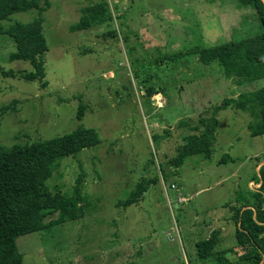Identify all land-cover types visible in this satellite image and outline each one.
I'll return each instance as SVG.
<instances>
[{
  "label": "rangeland",
  "instance_id": "374dc122",
  "mask_svg": "<svg viewBox=\"0 0 264 264\" xmlns=\"http://www.w3.org/2000/svg\"><path fill=\"white\" fill-rule=\"evenodd\" d=\"M99 1L48 0L41 14L48 46L45 88L0 75L2 145L52 138L79 124L96 129L101 139L76 158H62L44 184L52 194L69 195L83 172L84 214L61 223L56 211L38 217L41 226L16 239L23 264H188L195 243L215 229L221 231L217 250L234 247L232 215L255 200L264 134L251 136L248 112L227 107L216 113L209 158L191 155L178 168L170 159L200 117L225 98L263 87L264 78L239 85L216 62L160 58L259 32L254 9L235 0H106L112 21L71 31L81 9ZM36 17L31 9L0 24ZM113 29L116 36L107 35ZM14 51L12 39L0 34L1 68L30 71L29 62L9 60ZM159 93L160 107L154 99ZM12 100L15 109L2 110ZM80 101L86 108L78 122ZM144 181L137 203L118 204ZM237 255L226 256L233 264H249Z\"/></svg>",
  "mask_w": 264,
  "mask_h": 264
},
{
  "label": "trees",
  "instance_id": "16d2710c",
  "mask_svg": "<svg viewBox=\"0 0 264 264\" xmlns=\"http://www.w3.org/2000/svg\"><path fill=\"white\" fill-rule=\"evenodd\" d=\"M215 2L220 0H206ZM239 5L251 6L260 23V31L236 40L201 47L193 45L186 50L166 54L160 61H174L183 57L195 58L197 62L208 65L216 62L227 78L237 84H243L264 78V0H235ZM49 7L48 0H0V23L9 20L16 12L34 9L38 17L27 23L14 22L6 27L0 24V34L12 39L15 51L9 60L29 62L30 71L15 73L0 66L3 77L18 76L25 80H36L40 88H45V55L48 50L43 34L42 12ZM112 12L108 1L100 0L81 9L79 20L70 26L71 31L90 29L112 21ZM107 35L116 36L115 29ZM155 92L153 86H147V96ZM16 100H12L2 110L15 109ZM232 107L248 112L251 120L247 128L251 136L264 134V86L253 91L240 92L235 98H225L216 105L212 114L199 118L192 126L193 133L187 134L177 147L176 155L170 159L175 168L180 167L188 156L201 154L209 158L215 141L218 125L216 113ZM86 105L80 101L75 113L76 121L84 116ZM180 125H187L180 121ZM101 142L96 129L77 125L72 131L32 143L4 146L0 143V264H23L22 255L17 250L16 239L36 231L41 225L37 218L45 213L58 212L56 223L81 217L84 198L81 194L84 173L76 178L71 194H52L45 187V181L66 157H77L85 148ZM264 171V165L260 167ZM262 181L252 203L235 208L232 219L235 224L234 247L217 250L221 231L213 230L207 238L195 243L196 253L187 260L188 264H233L226 256L238 254L239 261L249 264H264V172ZM146 190L145 181L135 186L129 197L118 204L125 206L137 203ZM41 219V218H40ZM184 264V263H183Z\"/></svg>",
  "mask_w": 264,
  "mask_h": 264
},
{
  "label": "built area",
  "instance_id": "2783aa9c",
  "mask_svg": "<svg viewBox=\"0 0 264 264\" xmlns=\"http://www.w3.org/2000/svg\"><path fill=\"white\" fill-rule=\"evenodd\" d=\"M159 95H160L159 98L154 96V99H155V104L160 107V106H162L164 104V99L162 98L160 93H159Z\"/></svg>",
  "mask_w": 264,
  "mask_h": 264
}]
</instances>
